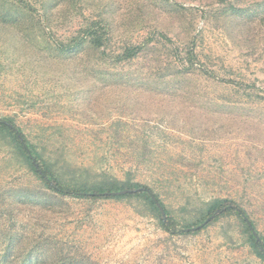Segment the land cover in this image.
<instances>
[{
    "label": "rangeland",
    "instance_id": "rangeland-1",
    "mask_svg": "<svg viewBox=\"0 0 264 264\" xmlns=\"http://www.w3.org/2000/svg\"><path fill=\"white\" fill-rule=\"evenodd\" d=\"M88 28L106 45L61 52ZM0 117L65 179L147 184L181 223L232 198L264 234V0H0ZM0 264L264 259L235 216L172 235L137 197L58 194L0 134Z\"/></svg>",
    "mask_w": 264,
    "mask_h": 264
},
{
    "label": "trees",
    "instance_id": "trees-1",
    "mask_svg": "<svg viewBox=\"0 0 264 264\" xmlns=\"http://www.w3.org/2000/svg\"><path fill=\"white\" fill-rule=\"evenodd\" d=\"M230 17H236L237 13L232 12ZM108 31L103 28L91 29L88 28L82 34L72 37L68 42H62L61 52L63 53H76L81 51L86 44L93 45L94 48H99L106 45ZM141 45L128 46L124 52L117 55L116 62L122 59H130L139 54L142 50ZM194 57V52H190ZM193 62V61H192ZM0 134L9 138L10 144L15 150L16 155L23 158L28 167L37 175V177L44 183L50 190L61 194L75 197H88V198H128L137 197L142 200L156 218L159 220V225L162 229L169 234H184L187 228H191L201 224L208 216L215 214L214 218L200 229L189 230L191 232H199L210 224L219 220L224 216H235L244 225V231L247 234V241L249 242L253 251L262 259H264V234L258 229L255 220L245 207L238 201L232 198H215L208 203L206 209L199 216L198 220L189 223H181L173 215L167 205L162 199L160 194L147 184H142L128 178L125 181H120L115 177L106 178L101 180L91 181L87 178H80L73 176L71 179L64 178L61 173L59 164L52 158L45 155L38 146L33 143L25 134L23 129L17 125L13 117H0ZM120 190H134L124 194L113 195V191ZM160 202L166 210V216L158 206ZM220 209L221 212L216 214ZM252 223V227L249 225ZM257 232V235L254 233ZM259 236V238L257 237Z\"/></svg>",
    "mask_w": 264,
    "mask_h": 264
},
{
    "label": "water",
    "instance_id": "water-1",
    "mask_svg": "<svg viewBox=\"0 0 264 264\" xmlns=\"http://www.w3.org/2000/svg\"><path fill=\"white\" fill-rule=\"evenodd\" d=\"M134 190H120V191H113L112 194L113 195H118V194H124L127 192H133ZM158 206L162 212V215L165 217L166 216V210L164 209L163 205L160 202H157ZM221 212L220 209H218L216 211V214H219ZM215 214L208 216L201 224L191 227V228H187V230H196V229H200L202 228L204 225H206L208 222H210L213 218H214ZM249 225L252 227V223L249 222ZM254 233L257 235V232L254 230ZM259 238V236H257Z\"/></svg>",
    "mask_w": 264,
    "mask_h": 264
}]
</instances>
